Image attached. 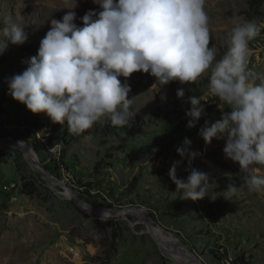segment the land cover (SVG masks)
Here are the masks:
<instances>
[{"label":"rangeland","instance_id":"374dc122","mask_svg":"<svg viewBox=\"0 0 264 264\" xmlns=\"http://www.w3.org/2000/svg\"><path fill=\"white\" fill-rule=\"evenodd\" d=\"M62 1L0 0V28L22 22L28 33L24 44L9 45L0 55V142L21 137L17 140L29 146L35 164L51 177L48 181L36 173L22 150L0 143V264H185L166 254L138 217L102 218L104 212L84 211L73 197L95 208L145 210L155 227L191 253L189 264H264V192L242 187L231 201L205 197L194 202L175 195L168 176L173 162L181 160L176 148L187 138L189 151L200 155L183 158L178 178L186 180L193 169L206 172L214 183L209 190L217 192L229 183H243L245 173L225 157L224 141L214 138L205 145L199 135L206 121L211 125L222 115L215 98L207 95L208 72L192 84L165 86L148 73L119 77L130 87L133 118L124 127L98 122L80 137L11 98L7 80L24 71L22 61L36 55L51 20L69 11L57 5ZM78 1L73 23L83 27L80 10L97 11L98 5ZM205 10L209 47L218 59L227 51L235 18L264 24V0L255 7L248 0H205ZM249 48L248 68L259 82L264 79V29ZM180 88L183 98L176 96ZM193 95L201 97L205 113L188 129L185 113ZM254 174L264 176V166H254Z\"/></svg>","mask_w":264,"mask_h":264},{"label":"clouds","instance_id":"9594fccd","mask_svg":"<svg viewBox=\"0 0 264 264\" xmlns=\"http://www.w3.org/2000/svg\"><path fill=\"white\" fill-rule=\"evenodd\" d=\"M77 27V0L61 20L52 19L36 55L22 61L24 71L7 80L8 94L32 114H45L53 124L65 125L80 137L95 124L124 127L133 118L130 87L119 77L148 73L160 85L173 81L192 84L209 73V99L215 98L221 118L199 135L205 145L215 138L224 141L223 153L245 173L239 187L229 183L222 192L210 191L208 173L193 169L187 179L177 177L183 158L190 152L184 139L176 148L180 161L173 162L168 176L181 199L231 201L241 188L264 192V176L254 166H264V79L257 82L249 70V41L260 35L264 24L239 17L228 33L227 51L218 59L209 47L211 35L205 0H93ZM28 33L22 22L0 28V55L9 45H22ZM177 98L185 90L176 92ZM208 99V100H209ZM207 100V101H208ZM186 127L192 129L204 115L201 97L189 96ZM85 139H91L85 136Z\"/></svg>","mask_w":264,"mask_h":264},{"label":"water","instance_id":"95a60500","mask_svg":"<svg viewBox=\"0 0 264 264\" xmlns=\"http://www.w3.org/2000/svg\"><path fill=\"white\" fill-rule=\"evenodd\" d=\"M5 140L9 145H11V146H13L19 150L26 151V152L31 150L27 144H25L19 140H16L13 137H6L3 141H5ZM26 158L28 159L30 166L32 167V169L36 173H38L39 175H41L42 177H44L48 181L51 180V177L48 174H46L42 169H40L39 166L35 164V162L32 160V158L30 156H27ZM73 199H74V202L78 205V207H80L82 210L87 211L93 215H96L95 211H98V212L108 213L110 215H133L135 217H138L139 219H141L142 221L145 222L149 233L151 234V236L153 237L155 242L161 247V249L166 254H168V255L175 254V255L181 257L184 260L185 264H189V263L194 262V258L191 255V253H189V251L179 241L177 243H178V245L181 246V248L179 251H174L172 249V247L169 246L170 242L159 241L158 239L155 238L154 233L152 231L153 223L151 222L150 217L145 210L95 208V207H91V206H88L84 203L79 202L75 197H73ZM198 264H205V263H198Z\"/></svg>","mask_w":264,"mask_h":264},{"label":"bare ground","instance_id":"6f19581e","mask_svg":"<svg viewBox=\"0 0 264 264\" xmlns=\"http://www.w3.org/2000/svg\"><path fill=\"white\" fill-rule=\"evenodd\" d=\"M48 1V3L49 4H51V3H53L54 2V0H47ZM79 3H82L83 4V2H84V0H79L78 1ZM57 5H60L61 6V8H64V9H66V10H69V9H67V8H70L71 7V5H72V0H63L62 2H61V4H57ZM51 6V5H50ZM54 7V6H53ZM80 7V4H77V7L76 8H74V9H72V10H75V9H78ZM80 12H81V14H85L86 13V11H83V10H80ZM0 143H2V142H0ZM3 143H5V144H8L7 142H6V140H5V142H3ZM2 143V144H3ZM24 152V154H25V156L27 157V156H31V158H32V160L34 161V162H36V159H35V157H34V155L30 152V151H23ZM99 216H101L102 218H107V217H110V216H114V215H110V214H106V213H101V214H99ZM143 223H145L144 221H143ZM152 231H153V233H154V236H155V238L156 239H158L159 241H164V242H170V244L172 245V246H176L177 248H181V246L180 245H178V241L175 239V238H173V237H167V236H165L162 232H161V230H160V228L159 227H155L154 225H152ZM171 245H169V246H171ZM163 246V245H162ZM179 257V256H178ZM178 261V260H177Z\"/></svg>","mask_w":264,"mask_h":264},{"label":"trees","instance_id":"16d2710c","mask_svg":"<svg viewBox=\"0 0 264 264\" xmlns=\"http://www.w3.org/2000/svg\"><path fill=\"white\" fill-rule=\"evenodd\" d=\"M261 2H263V0H248V4H249L251 7L258 6ZM171 83L174 84L175 81H173V82H171ZM18 109H19V108H18ZM16 122H17L18 125L21 126V123H19L18 121H16ZM31 126H32V128H34L35 131L38 130V129H40L35 123H31ZM19 138H21V137L15 136V139H16V140L19 139ZM135 181H136V178L133 179V182H135ZM28 188H29V187H28ZM26 192H27L28 194H33V191H32L31 189L26 190ZM103 263H104V261H103Z\"/></svg>","mask_w":264,"mask_h":264}]
</instances>
